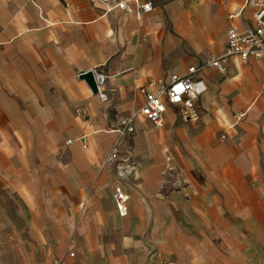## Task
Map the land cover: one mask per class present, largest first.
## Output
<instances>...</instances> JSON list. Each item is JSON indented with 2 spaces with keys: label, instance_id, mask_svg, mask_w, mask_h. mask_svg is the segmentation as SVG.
<instances>
[{
  "label": "crops",
  "instance_id": "1",
  "mask_svg": "<svg viewBox=\"0 0 264 264\" xmlns=\"http://www.w3.org/2000/svg\"><path fill=\"white\" fill-rule=\"evenodd\" d=\"M117 1L0 0V264H264V55L207 64L252 8L142 0L137 20ZM192 65L195 119L167 103L161 126L111 131L141 85ZM94 68L105 100L79 77ZM118 141L137 163L125 216L101 168Z\"/></svg>",
  "mask_w": 264,
  "mask_h": 264
},
{
  "label": "built area",
  "instance_id": "2",
  "mask_svg": "<svg viewBox=\"0 0 264 264\" xmlns=\"http://www.w3.org/2000/svg\"><path fill=\"white\" fill-rule=\"evenodd\" d=\"M131 1L135 5L134 10L129 6L128 0H118L116 6L127 12H133L137 20H140L144 13L152 10L151 1ZM244 5L252 8V22L243 30L236 27L228 28L225 52L220 56L210 58L207 64L224 70V61L229 55H236L241 61L264 55V0H244ZM199 70V66L192 65L182 75L172 73L167 82L156 78L141 85L139 91L144 96L143 103L132 114L120 118L111 131H114L118 138L131 134L135 129L136 114H140L159 127L162 125L163 112L167 103L178 106L184 118L195 119L197 101L207 89L204 79L199 76ZM92 72L97 86V94L100 99L105 100L108 96L105 89L107 74L98 68H94ZM243 115L244 112L233 114L236 120ZM68 142H71V139ZM101 168L107 169L115 176L117 183L111 187V197L118 215L125 216L128 210L129 196L124 188V183L134 175L137 163L132 156L123 154L118 141L109 149L102 161ZM68 254L72 256L73 250H70ZM56 264L62 263L57 262Z\"/></svg>",
  "mask_w": 264,
  "mask_h": 264
},
{
  "label": "water",
  "instance_id": "3",
  "mask_svg": "<svg viewBox=\"0 0 264 264\" xmlns=\"http://www.w3.org/2000/svg\"><path fill=\"white\" fill-rule=\"evenodd\" d=\"M79 77L83 78L86 81L87 85L90 87L92 92L97 93V86L92 70L80 71Z\"/></svg>",
  "mask_w": 264,
  "mask_h": 264
}]
</instances>
